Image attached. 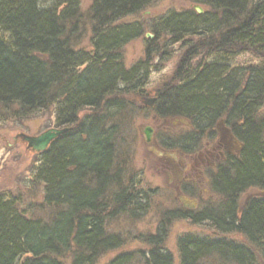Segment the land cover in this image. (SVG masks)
<instances>
[{
  "label": "trees",
  "instance_id": "16d2710c",
  "mask_svg": "<svg viewBox=\"0 0 264 264\" xmlns=\"http://www.w3.org/2000/svg\"><path fill=\"white\" fill-rule=\"evenodd\" d=\"M153 1L91 0L86 16L92 52L87 53L72 45V36L85 24L79 0H0V120H26L52 107L56 127L70 128L36 154L32 181L42 185L40 211L49 210L46 219L27 217L16 199L0 194V264H95L120 246L119 238L107 234L106 220L118 208L119 214L133 208L135 196L122 190L114 198L116 209L108 212L104 196L117 128L106 127L94 114L81 119L79 114L119 108L114 98L122 86L137 76L145 79L146 62L125 69L120 54L141 37L142 26L122 21ZM190 2L206 11L169 13L151 33L168 34L174 42L215 36V56L223 62L241 52H251L259 62L242 67L238 75L222 62L177 70L179 84L156 100L162 117H185L197 130L202 123L224 119L240 145L212 180L220 205L175 217L209 223L219 235L241 236L249 247L186 235L177 244L179 264H255L256 259L264 264V0ZM164 105L167 109H161ZM249 189L261 192L240 202ZM164 236L163 231L146 239L150 249L142 264H173L163 251ZM130 261L129 255L118 256L108 264Z\"/></svg>",
  "mask_w": 264,
  "mask_h": 264
},
{
  "label": "rangeland",
  "instance_id": "374dc122",
  "mask_svg": "<svg viewBox=\"0 0 264 264\" xmlns=\"http://www.w3.org/2000/svg\"><path fill=\"white\" fill-rule=\"evenodd\" d=\"M79 4L83 16L81 22L85 24L81 25L79 33L72 36V45L76 50L88 53L91 52V29L86 13L91 0H79ZM195 6L198 5L190 0H154L143 11L124 19L122 23L125 24H140L143 33L122 48L123 65L129 69L138 61L142 64L146 62L147 75L145 79H138L137 76L129 85L122 86V92L114 98L120 104L119 108L102 107L97 112L86 109L79 114V119L94 114L105 121L106 127L117 128L109 174L111 183L104 196L108 212L116 209L114 198L122 190L127 195L135 196L133 208H124L126 210L121 214V208H118L115 211L117 214L113 212L106 220L107 234L119 238L121 244L103 253L95 264H108L118 256L126 255L131 257L130 264H142V257L150 249L146 239L163 231V251L172 256L173 264H179L177 244L186 235L231 239L249 247L241 236L219 235L209 223L193 224L187 219L175 217L179 213L195 214L220 205L221 198L213 191L211 184L216 168L204 166L202 161L208 156L206 152L221 144V140L226 145L230 144V152L223 147L213 153H223L225 160L221 161L222 164L239 152L240 145L226 132L218 130L220 121L212 132L206 130L203 136L192 139L190 120L182 116L157 115L155 101L150 106L145 105L146 101L157 100L160 93L179 84L177 70L182 73L183 70L193 71L198 64L224 63L222 56H215V36L210 41V38L185 37L184 41L174 42L168 34L157 37L151 33V27L169 13L194 11ZM200 8L206 11L205 7ZM148 35L151 37L147 38ZM228 60L227 71L259 62L251 52L230 55ZM161 109H167V106ZM55 122L52 107L26 120H0V194L8 199H16L18 209L27 217L46 219L49 210L40 211L43 205L42 185L32 181L38 157L26 150L25 143L19 139L14 142L13 138L18 134L38 136L57 128ZM146 127L151 129L148 143L143 132ZM259 191L249 189L241 194L239 201L257 196ZM260 194L264 196V192ZM211 264L231 263L211 261ZM255 264H263V261L256 259Z\"/></svg>",
  "mask_w": 264,
  "mask_h": 264
},
{
  "label": "flooded vegetation",
  "instance_id": "af4514ba",
  "mask_svg": "<svg viewBox=\"0 0 264 264\" xmlns=\"http://www.w3.org/2000/svg\"><path fill=\"white\" fill-rule=\"evenodd\" d=\"M195 13H196V11H195ZM203 13H204V12H203ZM203 13H202V14H203ZM196 14H197V13H196ZM198 15H201V14H198ZM219 54H220V53H219ZM224 61L226 62V64H230V60L227 61V59L225 58ZM225 62H224V63H225ZM224 63H223V64H224ZM227 66H229V65H227ZM240 69H241V67H236V68L234 67V68H233V71H235L234 74H237V75H238V72L240 71ZM151 100H153L152 103H154V101L156 102V99H151ZM151 100H149V101H151ZM149 101H148V102H149ZM146 103H147V101H146ZM146 103H145V105H146ZM152 103H151V104H152ZM151 104H150V105H151ZM159 109H160V107L157 106L155 112H156L157 115L160 116L161 113L158 111ZM161 116H162V115H161ZM218 121H220L219 124H218V130L220 129V132H221V133L226 132L230 138H232L235 142H237V140H236L235 137L233 136L231 130L229 129V127H228V126L226 125V123L224 122V119H221V118H219V119L217 118V119L213 120L212 122H207V123L205 124V126H201V129H200V130L194 129V126L191 124V125H190V128H191L192 131H193V134H191L192 139H196L198 136H203L206 130L209 131V132H212V131H213V127L217 124ZM221 121H222V122H221ZM203 124H204V123H202V125H203ZM225 125H226V126H225ZM146 128H147V127H146ZM149 129H150V128H149ZM150 130H151V129H150ZM191 136H190V139H191ZM150 140H151V137L149 138V140H147L146 137H145V141H146L147 143H148ZM237 143H238V142H237ZM238 144H239V143H238ZM225 145H226L225 142L221 140V144H218L217 147L215 146V147H213V149L211 148L210 150H208V151L206 152V154H207L208 156L205 157V160L202 161V163H203L204 166H210V167L216 168L212 180L214 179V177H216V175H217V173L219 172V170L221 169V167L225 164V162H224L223 164H222V162H221V161H224V160H225V158H224V156H223V153H222L221 151H217V154H213V153L215 152V150H222L223 147L227 149V152H230V148L228 147L230 144L226 145V147H225ZM219 147H220V149H219ZM183 148H185V147L183 146ZM220 162H221V163H220ZM212 180H211V184H212Z\"/></svg>",
  "mask_w": 264,
  "mask_h": 264
},
{
  "label": "water",
  "instance_id": "95a60500",
  "mask_svg": "<svg viewBox=\"0 0 264 264\" xmlns=\"http://www.w3.org/2000/svg\"><path fill=\"white\" fill-rule=\"evenodd\" d=\"M193 9L198 13L202 14L203 10L199 6L193 7ZM147 38H150L151 36H146ZM153 100L149 101L146 103L147 106H150ZM69 128H61V129H56L52 128L49 129L38 136H28L25 134H18L13 138V141H17L18 139L21 140L23 143L26 145V150L30 151L31 153L34 154H39L42 152H45L49 145L58 137H60L62 134L66 133L69 131ZM144 135L147 140H149L151 136V130L149 128L144 129Z\"/></svg>",
  "mask_w": 264,
  "mask_h": 264
}]
</instances>
